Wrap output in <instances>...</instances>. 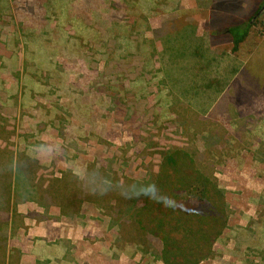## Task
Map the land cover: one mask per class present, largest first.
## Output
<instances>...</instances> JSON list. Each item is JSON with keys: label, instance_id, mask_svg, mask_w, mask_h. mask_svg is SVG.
Instances as JSON below:
<instances>
[{"label": "rangeland", "instance_id": "rangeland-1", "mask_svg": "<svg viewBox=\"0 0 264 264\" xmlns=\"http://www.w3.org/2000/svg\"><path fill=\"white\" fill-rule=\"evenodd\" d=\"M41 1L0 0V260L162 264L151 256L136 217L115 211L127 207L134 182L160 172L165 154L203 151L202 137L223 126L209 114L168 109L169 84L161 82L151 41L176 7L183 26L194 24L196 36L205 38L211 0H81L74 9L65 0L58 13ZM122 37L132 47L118 51ZM230 49L222 41L212 47ZM238 55L243 76L260 79L264 88V8ZM181 67L170 83L182 78ZM237 107L253 119L245 145L226 137L229 156L218 148L198 160L226 190L232 210L214 256L200 264H264V164L254 158L256 149L264 151V91ZM18 167L34 194L15 191ZM48 195L55 198L47 208ZM251 227L256 230H243L239 244L236 230Z\"/></svg>", "mask_w": 264, "mask_h": 264}, {"label": "trees", "instance_id": "trees-1", "mask_svg": "<svg viewBox=\"0 0 264 264\" xmlns=\"http://www.w3.org/2000/svg\"><path fill=\"white\" fill-rule=\"evenodd\" d=\"M42 1L48 11L51 9L52 13H58L61 10L60 3L65 0ZM70 1H73V9L75 3L81 2ZM243 3L247 4L245 10ZM211 4V32L205 38L196 36L194 24L183 26L176 7L165 15L163 25L155 29L151 41L155 44L153 56L159 59L162 66L161 82L166 88L169 84L171 102L168 109L187 115L192 112L200 118L209 114L213 121L219 120L223 126L211 129L202 137L203 151L199 147L190 155L182 150L165 154L160 172H150L147 181L134 182L129 189L127 207L115 211L116 217H120L121 213L125 217H136L138 231L147 237L151 256L162 264H200L214 256V246L230 227L232 210L226 200V190L217 185L212 174L200 168L198 160H206L207 153L212 150L216 152L218 148L224 151V156H229L227 143L230 141L225 140L226 137L236 139L238 147L245 145L243 135L247 133L245 129L249 125L248 121L253 123V119L243 115L237 102L264 91L260 79L253 82L243 76L245 66L238 55L251 37L264 8V0H254V3L251 0H211ZM105 23L109 24V19ZM217 41L229 43L231 49L223 53L213 51L212 47ZM131 43L129 37H122L118 39L116 49L120 51L125 45L131 48ZM181 62L182 67L179 66ZM178 67H181L182 78H175L170 83L169 77L176 76L177 71L174 69ZM242 77L246 80L242 81ZM182 117L186 118L185 115ZM181 120L184 119H178L179 123ZM183 127L186 128V124ZM189 130L197 133L195 129ZM254 155L255 160L264 164L262 148L256 149ZM15 176L16 192L33 193L25 187L28 179L20 167ZM50 188L54 193H57L56 189L59 190L55 185H50ZM37 190L34 192L39 198ZM54 198L48 195L44 207L48 208L47 204L51 205L50 200ZM123 222L124 219H118L117 224ZM253 229H237L234 233L238 237L237 242L243 244V230Z\"/></svg>", "mask_w": 264, "mask_h": 264}, {"label": "crops", "instance_id": "crops-1", "mask_svg": "<svg viewBox=\"0 0 264 264\" xmlns=\"http://www.w3.org/2000/svg\"><path fill=\"white\" fill-rule=\"evenodd\" d=\"M4 237H6V234L4 235ZM5 246H7V243L5 244ZM0 264H5V262L2 263V260H0ZM41 264H43V263H41Z\"/></svg>", "mask_w": 264, "mask_h": 264}]
</instances>
